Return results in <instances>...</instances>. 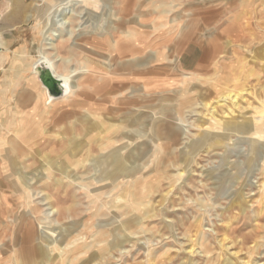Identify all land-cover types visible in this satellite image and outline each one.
<instances>
[{"label": "rangeland", "instance_id": "374dc122", "mask_svg": "<svg viewBox=\"0 0 264 264\" xmlns=\"http://www.w3.org/2000/svg\"><path fill=\"white\" fill-rule=\"evenodd\" d=\"M38 1L0 0V31L3 32L5 41L3 48L0 49V139L3 137L4 129L11 122L10 117H7L5 113L7 108L14 107L16 103L25 107L27 105V93L29 86H32L33 77L31 65L38 59L39 50L42 47V31L48 27V24L51 25L59 18L56 15V11L60 8V3L61 5H64L67 1L73 3L72 0H52L53 3L51 4H48L46 1H42V3ZM113 1L111 7L113 6V10L118 14L119 6L118 8L116 6L121 0ZM181 1L183 3L180 0H131L130 3H133L134 7L130 10L128 18H134L133 16L136 15L138 5L142 3L141 11L145 15L146 20V27L143 30L147 34L145 42H156L157 46L165 45L166 42H179L180 45L177 47V52L175 51L174 55H178L181 61H184L183 67L178 65L176 69H173V67L168 65V60L157 64L152 63L139 69L131 64L126 65L127 63L124 62H115L113 67V82L110 81L109 77L104 78L103 81L94 82L85 80L84 78L80 79L81 75H78L74 78V81L80 82L79 84H82V88L75 90L65 100H55L51 104L52 112L50 113L51 116L48 117L52 120H57V122L55 121L57 127L64 126L67 130L68 125H71L70 122L72 121L66 115L68 111L76 109L77 112L81 113L87 104L103 105L101 116L97 121L98 132L96 131V135L98 134L103 144H106L109 141V127L113 124V134H115L113 138L116 136L117 138L111 150H116L126 144L122 140L121 135L126 128L125 121L130 118L129 112L132 115L137 113L143 114L144 122L147 124L146 130L145 127H133L134 132L141 137V140H137L129 145L131 148L129 146L126 147V150L129 151L135 149L137 146H141L147 152L144 158L133 155L134 163L126 167V170L133 167L128 192L144 195L148 193V207L153 208L152 210L156 211V215L150 218L142 216V219L138 221L139 224H136L138 223L136 221L138 215L134 216L131 212V204L133 202L130 204L124 203L123 200L120 202L116 200L123 192L121 190L125 188V182L128 181L123 179V174L118 177L116 176L119 181L117 180V183L116 181L113 182V186L111 183L105 182V188H102L100 192H93L91 197L96 195L95 197L99 199L96 203L103 204L104 215L100 220L111 223L107 229L112 230L113 228L114 233L115 227L118 224L129 221L133 222V232H135L130 236L132 243H123L122 238L118 239V243L122 242L121 250L119 249L120 246L113 248L112 255H109L110 257L106 256L105 259L101 260L103 262H97L98 264H171L175 262V264H181L184 259H188L186 252H184L187 248L185 244L189 242L187 239L188 237L195 239L196 234L201 236L203 242H206L207 253L204 252L203 247H197L200 253L192 257L194 259L192 260V264H226L228 263L227 261L241 264L240 261L242 259L249 262H253L254 260H259L261 263L264 262V192L262 193L263 190H261L263 178L261 166L264 160V153L262 152V148H260V146H264V111L262 109L264 108V0ZM4 4H7V6ZM167 4L170 7L173 5L174 8L169 11L170 13L163 14L160 17V11H163V9L168 10ZM74 7L79 12L78 16L82 20L81 22H83L81 23L80 20H77L79 18L73 20L70 27L74 28L75 26V36L88 30L89 27L87 28V26L92 25L93 22L102 23L104 21L103 18L105 17L101 16L103 13L101 11H97L95 17L91 18L87 15L83 16L84 13L80 9L83 11L84 8L82 9L81 5L77 4ZM29 11H33L35 17L33 20L29 17L28 20L32 21L29 24H25L23 23V18L24 15H28L26 13ZM233 15L238 17V20L235 22H232ZM156 19H158V30L153 31L154 29H152L151 25ZM112 20L113 22L117 21L114 17ZM78 23L79 25H77ZM101 25L104 26L105 21ZM12 26L18 27L15 34L19 35V41L16 45L11 46L9 43L13 42L11 35L13 32L9 28ZM64 29L66 30L65 27ZM2 32L0 33L2 34ZM227 42H231L234 45H229ZM74 43L66 40L56 45V48H59L57 53L59 52L58 55L61 57H68L73 54L71 64L69 63L70 65L68 64L67 66L68 68L74 65L76 66L74 68L80 67L78 52L73 49ZM145 46L148 47L147 45ZM241 46H246L248 51L241 49ZM166 52H168L167 48ZM149 54L146 50V52L138 57H143V55L149 57ZM142 59L140 58V60ZM57 63L56 69L59 72L68 73L67 70L62 68L63 64L60 61ZM247 70H250V73ZM138 72H141L140 76L146 77V79L153 78L154 80L157 79L159 83H172L173 85L164 87L160 91H157L158 93L155 92L153 96L150 95L151 99L144 96L141 92L129 93L128 90L131 84L127 80L132 73L139 74ZM247 73H249V77ZM231 77L237 79L236 85L231 86V88L235 87V89H238L244 87L249 91V94H246L245 97L246 101L240 103L239 111L242 114H246L245 117L256 118L255 120L261 126L260 130L263 132L260 140L253 142L251 139L253 138L252 132L249 131L242 134L231 133L226 136V140L220 139L221 142L223 141V146L216 145L211 149L203 146L200 149L198 148L199 150L192 147L190 149L193 153L191 166L189 165L186 172H180L183 169L181 162L185 157V151L189 150L191 141H197L198 139L195 138L203 129L208 131H212L213 129L208 128V126L198 127L204 121H201L200 117L195 113L189 112V104H198L200 100L214 98L216 96L214 92L228 86V80ZM122 86L126 89H121ZM111 87H113V90ZM40 88L43 89L40 83L36 82L35 91L40 92ZM44 99L41 100L40 111L48 108V106L43 104ZM82 103L84 104L82 105ZM197 107L195 106L194 108ZM176 109L177 112L182 114V122L180 121L181 119L178 120L173 116ZM108 113L112 115H108ZM187 114L188 116L190 115V118H188ZM165 121L170 122L171 128L176 132H178L176 130L177 126L182 125L184 127V134L181 136L176 134L177 136L173 140L164 142L165 145L162 148L161 154L157 157L156 149L154 148L155 142H152L154 134L151 131L152 129L163 131L166 128L163 127L166 123ZM74 127L76 130H80L79 125L75 124ZM215 130L213 129V132ZM171 144L174 145L172 148H170ZM107 150H110V148ZM105 154L107 155V152ZM123 154L125 155V153ZM123 154L122 156H124ZM100 157L102 155L97 160ZM35 168L36 166H33L26 172H31ZM95 172L97 170L90 163L86 167L78 168L76 171L71 172V179H66L64 182H67V184H64L59 191L57 189L53 192L55 188H52L53 186L51 185L52 190L50 188L49 191L57 194L61 200V205L59 204L61 209L67 206L72 208L73 217L71 219L65 218L60 220V224L69 225L68 223L71 220H82L88 214L84 210L86 208L85 203L89 199L83 195V191L79 190L76 184H83L85 178L92 176ZM52 175L51 177L55 181L57 173L53 171ZM76 176H79V180L77 183H74L72 182V177ZM204 181L205 183H203ZM249 189H251V193ZM1 191L11 192L10 188L6 187L0 188ZM167 192H169L167 196L169 199L164 200V195ZM67 194L69 195L67 196ZM240 194L246 199V202L249 201V203H246L245 210L243 209V211L237 206H231V203L237 200ZM39 195L34 194L32 199L39 200L37 197H41L42 194ZM249 196L251 197L250 199ZM131 197L128 195V199L130 198L131 200ZM37 200L35 201L38 202ZM63 200L64 202H62ZM166 200L167 202H165ZM111 205H113L112 209H110ZM119 205L120 209L117 208ZM22 212L23 209H19L17 215L20 216ZM253 217H255V220ZM250 219L251 221H249ZM233 221L236 222L234 223ZM8 222H10V219L7 218L5 223L10 226L11 222ZM100 228L102 230L105 229V227ZM80 232L84 233L83 230ZM90 235H83L82 241L78 243H88L89 246L94 238ZM225 237L228 238L224 243L227 250L222 249L221 251L219 241H222ZM7 241H9L8 235L3 239V246ZM137 241L139 242L137 243ZM165 244H167L166 247H164ZM75 245L76 243L70 245L68 249L74 248ZM250 245L251 247H249ZM94 246L98 245L95 244ZM3 248L1 256L9 258L11 253L7 249L5 251ZM20 249L16 246V253ZM87 249L84 250V253L73 256V264H80L82 260L88 259L95 251L94 247ZM119 250L120 252H118ZM85 252L87 253L85 254ZM235 252V255H230V253ZM68 255L67 257L64 256V259L66 257L69 260L72 254L69 253ZM77 258L82 259L76 261Z\"/></svg>", "mask_w": 264, "mask_h": 264}, {"label": "bare ground", "instance_id": "6f19581e", "mask_svg": "<svg viewBox=\"0 0 264 264\" xmlns=\"http://www.w3.org/2000/svg\"><path fill=\"white\" fill-rule=\"evenodd\" d=\"M42 1H46L48 4L53 3L52 0H39L38 2L42 3ZM72 1L73 3L67 1V3H64V5H61L60 3L59 4L60 8L56 11V15L59 18L56 19L51 25L48 24V27L42 31V37H43L42 47L39 50L38 59L31 65L32 76H33L32 86H29V90L27 93L28 98L26 102L27 103L26 107L24 105H20L16 103L14 107H8L5 112L7 117H10L11 122L10 125L4 129L3 137L0 139V188L3 187L10 188L12 193L6 191L0 192V230H1L0 264H65L66 262L67 264H73V260H72L74 258L73 256H76L80 253H84V250H88L87 248L90 247L92 248L94 247L95 251L90 255V257H88V259H86L85 261L82 260L80 264H92V263L98 264L97 262H103L101 260L105 259L106 256L112 255L113 248L120 246L119 249L121 250L122 242L118 243L119 241L118 239L122 238L123 243L125 242L132 243L130 236L135 233L133 232V222L124 221L118 224V226L115 227L113 233V228L112 230L107 229L108 226L110 227L111 223H108V221L103 222L100 220V218L104 215L103 204L96 203L99 200L97 199V197H95L96 195L91 197L93 192H97V191L100 192L102 188H105V182H108V184L111 183L112 186H113V182L116 181L117 183L119 181L117 177L120 176L121 174H123V179L128 181L125 182L126 186L124 189L121 190L123 192L116 198V200L118 202L123 200L124 203L127 202L130 204L131 202H133V204H131L132 205L131 212L133 213L134 216L138 215L136 217L137 222L142 219L141 218L142 216L150 218L156 215V211L154 212L152 210L153 208L148 207L149 205L147 202V199L149 198L148 193H146L147 195H144V194H134V193L132 194L128 192V188H129L128 186H130L129 181H131L133 174V170H132L133 167L129 170H126V167L134 163L133 155H135L136 157L138 156L139 158L141 157L144 158L147 152H145L141 148V146H137L135 149L129 151L126 150V147L133 144L137 140L138 141L141 140V137L134 132L133 127L135 126L145 127L146 130L147 124L144 122V115L138 113L132 115V113L129 112L130 118L129 120L125 121L126 128L121 135L122 140L125 141L126 144L121 148H118L116 150H111V147H113V143H115V140L117 138V136L113 138V135H115L113 134V129H114L113 124L110 125L109 127V132H108L109 141L106 144H103L98 134L96 135V131L98 132L97 121L101 116L103 105L87 104L83 108V111L81 113L77 112L76 109L74 111H68L66 115L69 116L70 121L72 119V121L70 122L71 125H68V130L61 125H60L61 127H57L55 124V121L57 122V120L56 119L52 120L48 117L51 116L50 114L52 112L51 104H53L55 100L48 101V98L45 94V90L41 88H40L41 89L40 92L37 90L35 91L36 82L38 81L33 68L38 61H45L49 66L53 77L57 80L66 83L68 93L63 98L60 99V100H65L70 96L71 93H74L75 90H80L82 88V84H79L80 82L74 81V78L78 75H81L80 79L84 78L85 80H91L94 82L103 81L104 78L109 77L110 81L113 82V67L115 62L118 63L124 62L127 63L126 65L131 64L135 68L139 69L149 66L152 63L157 64L164 62V60L166 61L168 60L169 62L168 65L173 67V69H176L178 65L183 67L182 64L184 63V61L183 60L181 61V58L178 55H174V52L178 49L177 47L180 44L179 42H166L165 45L157 46L156 42H152V43L147 42L148 44L145 42L146 40L145 36L147 34L143 30L146 27L145 24L146 20H145V15L141 11L142 3L138 5V10L136 12V15L133 16L134 18H128L130 16V10L134 7L133 3H130L131 0H121V2H118V5L116 4L117 6L115 5L117 8L119 6L118 14L113 10V6L111 7V5H113L112 3L114 2L113 0H72ZM180 2L182 1L180 0ZM77 4L81 5L82 9L84 8L83 11L80 9V11L84 13L83 16L87 15L91 18H94L95 13L97 11L103 12L101 16L105 17L103 18L105 21V25L104 26L101 25L104 21H102V23H98L95 21L93 22L92 25L87 26V28L89 27L88 30H85L82 33H78L75 36L74 35L75 26L74 28L70 26L73 23V20L79 18L78 16L79 12L74 7ZM4 5L7 6V4ZM167 8H168L167 11L164 9L163 11H160V17L163 14H168V12L174 7L173 5H171L170 7L169 4H167ZM29 12L30 13L27 16L24 15V21H26V18L30 17L31 19L35 17L33 11H29ZM113 17L117 20L116 22H113L112 20ZM237 18L238 17L233 15L232 22L238 20ZM77 20H80V18ZM81 21L82 20H80V22ZM77 25H79V23ZM157 25H158V19L153 21L151 25L152 29H154L153 31L158 30ZM64 27L66 28V30L65 29L63 30ZM67 27L69 28V30H67L68 29ZM2 37L3 35L0 33V42H3ZM66 40L75 42L73 49L78 52L80 58V67L77 65L79 68H74L75 65L74 66L72 65L73 67H69V68L67 67L68 64L71 62V58L73 54L68 57L65 56L61 57L60 55H58L59 52L57 53V50L59 49L56 48L57 43L65 42ZM227 43L229 45L232 44L231 42H227ZM153 44L154 46H152ZM145 45H147L148 47H146ZM166 48L168 52H166ZM241 49L248 51V48L246 46L243 47L241 46ZM146 50L150 53L149 57L144 55L143 57H138L144 52H146ZM61 51L63 52V50ZM144 57L146 58L142 59ZM140 58L142 60H140ZM123 59H125V61H123ZM59 61L60 63L63 64L62 68L64 70H67L68 73L65 74L63 72H59L56 69V65L58 64L57 62ZM247 71L250 73V70ZM138 73L139 74L132 73L131 74L132 77L130 76L129 79L127 80L131 84L128 90L129 93L141 92L144 96L150 98V95L153 96L155 92L158 93L157 91H160L164 87L166 86L170 87L173 85L172 83H159L157 79L154 80L153 78L146 79V77L140 76L141 72ZM249 73H247L248 77H249ZM236 80H237L236 78L231 77V79L228 80V84H229V85L227 84L228 86H225L224 88L218 89V91L214 92L216 94L214 98L200 100V103L198 104L197 103L193 104L189 102L190 103L188 107L189 112L195 113L198 117H200L201 121H204L203 124H200V126L198 127L201 128L208 126V128H213L216 130L213 132V129L212 131L203 129V131L199 132L195 138L198 140L191 141L188 148L189 150L185 151L184 154L185 157L181 162L183 169H181L180 172L182 173L186 172L187 168H189V165L192 162L193 153L190 150L192 147H195V149L197 150L198 148L200 149L203 146H206L207 149H211L216 145L223 146L222 144L223 141L221 142L220 139L226 140L227 139L226 136L231 133L242 134L244 132H249V131L252 132L253 138L251 139L253 142L260 140V137L263 132H261L262 131L260 130L261 126L259 125L258 121L255 120L256 118L245 117L246 114H242L239 111V106H241L240 103L246 101L245 97L246 94L247 95L249 94V91L244 87L238 89H235V87L231 88V86L236 85L235 84ZM111 89L113 90V87H111ZM121 89H126V88L122 86ZM43 98H45L43 104L45 106H48V108L43 111H40L39 106ZM83 104L84 103H82V105ZM195 106L198 107L194 108ZM177 109L174 110L173 116L176 117L178 120L181 119L180 121L182 122V114L177 112ZM262 109L264 111V108ZM108 115H112V114L108 113ZM189 116L188 118H190ZM75 124L80 126V130L75 129L74 127ZM163 127H166L165 129H163V131L161 130L156 131L154 129H152L151 131L154 134V138L152 139V142H155L154 148L156 149L157 157H159V154H161L162 148L165 145L164 142L166 141L170 142L177 136L176 134H179L180 136L184 134V130H183L184 127L182 125L177 126L176 130L178 132H176L174 129L171 128L170 122H166L163 125ZM172 146L174 145L171 144L170 148H172ZM109 148L110 150H107ZM260 148H262V152L264 153V146H260ZM105 151L107 152V155L106 154L104 155V153H106ZM123 153H125V155ZM122 154L124 156H122ZM101 155L102 157H100L97 160V158ZM90 163L92 164L93 168L97 170V172H95L92 176H87L86 178L84 177L85 182L83 184L80 185L77 183V181L79 180V176L72 177V182L74 183L76 182L77 188L79 190H82L83 195L89 199L85 203L86 208L84 210V212L86 211L88 214L85 215L84 219L82 220H77V221L71 220V222L68 223L69 225H62L60 224L61 223L60 220H63L65 218L71 219L73 217L72 208L67 206L61 209L60 207L61 200L58 198L57 194L53 192L56 191L57 189L59 191V189L63 187L64 184H67V182L65 183L64 181L71 177L70 176L71 172L76 171L78 168L86 167V165ZM181 165L179 164V166ZM33 166H36V168L31 170V172H26L27 170L29 171L30 168ZM53 171L57 173V177L55 178V181L51 177L53 176L52 175ZM261 174L263 177L261 182V190H263L262 191L263 193L264 192V160L261 166ZM185 183L187 184V182ZM203 183H205V181ZM51 185L53 186L52 188H55L53 192L49 191ZM250 191L251 189H249V192ZM34 194L36 195L42 194V195L41 197H37L39 198V200H37V199H32ZM168 194L169 192H167L164 195V200L169 199V197H167ZM68 195L69 194H67V196ZM128 195L129 197L132 196L131 200L130 198L128 199ZM250 198L251 197L249 196V199ZM35 200H37L38 202H36ZM167 200L165 202H167ZM62 202H64V200ZM246 203H249V201L246 202V199L240 194L239 197H237V200H234L231 203V206H237L241 209V211H243ZM119 207L120 205L117 206L118 209H120ZM112 208L113 205L110 206V209ZM233 208L235 209V207ZM19 209H23V212L20 214V216L17 215ZM222 216L224 217V215ZM7 218L10 219L11 223L8 222L10 223V226L5 223ZM253 219L255 220V217H253ZM95 221H97L96 224H94ZM249 221H251V219ZM136 224H139V222ZM100 227H105V229L102 230ZM81 230H83L84 233H81L80 232ZM87 234H91L90 236L94 237L92 243H90L89 246L88 243L86 244L78 243L79 241H82L83 235L85 236ZM7 235L9 237V241H7V243H5L3 246L4 243L3 239H5ZM192 238L188 237L187 241L189 242L188 244H185L187 248L185 249L184 252H186L188 259L187 260L184 259V261L181 264H192V260H194L192 259V257L200 253L198 252L197 247H203L204 252L207 253L206 242H203L201 236L196 234V238L195 239ZM109 239L111 240L109 241ZM227 239L228 238L225 237L222 239V241L221 240L219 241L221 251L222 249H224L225 251L227 250V247L224 245ZM138 242L139 241H137V243ZM74 243H76L75 247L68 249V247ZM95 244L98 246L95 247L94 246ZM166 245L167 244L163 246L166 247ZM16 246L21 248L20 250H17V253L15 250ZM249 247H251V245ZM2 248L5 251L7 249L11 253L9 255V258L6 256L5 257L1 256L2 255L1 252H3ZM120 250L118 252H120ZM69 253H71L72 256L69 257L68 260L66 257ZM86 253L87 252H85V254ZM235 254L236 252L230 253V255L232 256ZM64 256H66L65 259ZM80 259L82 258H77L76 261H79ZM227 262L228 263L226 264H236L232 261H231L232 263L230 261ZM240 262L241 264H264V262L261 263L259 262V260L258 261L254 260L253 262H249L242 259V261ZM175 263H171V264H175Z\"/></svg>", "mask_w": 264, "mask_h": 264}, {"label": "water", "instance_id": "95a60500", "mask_svg": "<svg viewBox=\"0 0 264 264\" xmlns=\"http://www.w3.org/2000/svg\"><path fill=\"white\" fill-rule=\"evenodd\" d=\"M34 73L41 87L45 90L48 101L59 100L67 95V85L65 82L53 77L52 72L45 61H38L34 65Z\"/></svg>", "mask_w": 264, "mask_h": 264}, {"label": "crops", "instance_id": "0c3cea01", "mask_svg": "<svg viewBox=\"0 0 264 264\" xmlns=\"http://www.w3.org/2000/svg\"><path fill=\"white\" fill-rule=\"evenodd\" d=\"M30 12H27L26 14H29ZM29 18H26V22L24 21V18H23V23H25V24H29L34 18H32V20H28ZM17 29H18V27L17 26H12V27H10L9 28V30L11 31V32H13V34L11 33V35H12V38H13V42H10L9 44L12 46V45H16V43H18V41H19V35H16L15 34V31H17ZM0 32H2V31H0ZM2 35H3V32H2ZM2 41L3 42H0V49H2L3 48V46H4V44H5V41H4V37H2Z\"/></svg>", "mask_w": 264, "mask_h": 264}]
</instances>
